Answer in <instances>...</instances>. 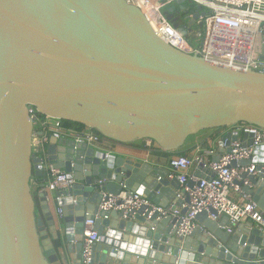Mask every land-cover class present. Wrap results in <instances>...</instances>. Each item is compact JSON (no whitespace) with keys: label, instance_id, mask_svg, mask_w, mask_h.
Wrapping results in <instances>:
<instances>
[{"label":"water","instance_id":"95a60500","mask_svg":"<svg viewBox=\"0 0 264 264\" xmlns=\"http://www.w3.org/2000/svg\"><path fill=\"white\" fill-rule=\"evenodd\" d=\"M204 15L198 5L188 24L202 29ZM178 30L188 34L187 25ZM30 107L112 141L150 139L179 153L204 130L238 122L264 128V73L178 50L127 0H0V264H81L87 219L102 237L93 246L102 263L264 264V232L252 222L234 233L202 212V228L177 238L175 220L149 218L146 206L134 219L115 210L96 218L104 192L127 189L167 207L180 184L165 167L73 137L53 136L47 145L48 164L76 179L54 192L58 217L51 198L31 186L45 166L32 153ZM252 181L258 190L245 191L264 209V181Z\"/></svg>","mask_w":264,"mask_h":264},{"label":"built area","instance_id":"2783aa9c","mask_svg":"<svg viewBox=\"0 0 264 264\" xmlns=\"http://www.w3.org/2000/svg\"><path fill=\"white\" fill-rule=\"evenodd\" d=\"M171 1L127 0L141 8L158 36L178 50L232 67L252 68L264 73V59H260L264 45V0H192L205 12L200 17L203 32L197 34L201 38L198 46H193L187 39L189 31L186 36L183 35L163 15L162 8ZM29 112L34 122L32 153L34 157L43 159L47 170V177H33L31 186L37 193L43 192L51 197L55 191L73 186L76 179L72 172L48 164L47 145L50 138L70 136L77 142H86L98 148H103L107 138L87 128L80 133H71L64 128L61 119L44 114L41 118V113L34 107H30ZM226 128L228 130L220 139L223 151L216 155L214 149L206 150L213 158L206 159L200 153L201 148H197L194 154H178L169 160L167 178H176L180 184L171 205L162 207L139 192L123 189L118 194L104 192L98 211L93 215L98 218L102 212L115 210L121 212L123 219L129 220L146 206V212L151 209L149 218L157 212L158 220L168 217L175 220L173 228L177 238L189 236L196 227L202 228L196 218L202 212H207L208 218L215 221L228 218L223 228L229 232H234L237 225L244 222H252L264 232V209L251 193L245 191V188L256 186L252 177L264 181V128L247 122H238ZM226 134L230 137L223 139ZM146 146L154 148V142L146 139ZM201 165L202 169L199 168ZM56 215L62 216L60 207H57ZM85 225L80 263L116 264L115 261L102 263L94 258L93 246L101 242L102 237L94 229V219H87Z\"/></svg>","mask_w":264,"mask_h":264},{"label":"crops","instance_id":"0c3cea01","mask_svg":"<svg viewBox=\"0 0 264 264\" xmlns=\"http://www.w3.org/2000/svg\"><path fill=\"white\" fill-rule=\"evenodd\" d=\"M227 130H228V128H225V127L219 128V129L204 130V131L198 133L197 135L190 137L187 140L186 145L181 149L180 152L186 153V154H194L197 152V148H201L200 153L202 155H204V157L206 159L213 158V156H210L207 154L206 150L214 149L216 155L220 154L222 151H221L219 142H220L221 136L223 134H225ZM69 137L70 136H68L67 138H69ZM102 147H103L102 149L106 153H111V154H114L117 156H123L127 159H132L135 161H137V160L146 161L147 160L156 166H161V167H165L168 169V162L165 159H160V158H157L156 156H154V148H148L146 146V140H139V141L133 142V143H119V142L107 139V140H105L104 145ZM174 154H176V153H174ZM242 163H244V161ZM44 176H45V178L47 177V170L46 169H44ZM171 188H172V186H171ZM253 190L257 191L258 187L255 186L253 188ZM260 195L261 196L264 195V189L260 190ZM50 198H51L50 202H51L53 209L56 213L57 207L53 203L54 193L52 194V196ZM164 198H166V197H164ZM173 202H174V197L168 198V200L166 201V204H167V206H169ZM40 213H41V211H40ZM224 218L225 217H223L221 220H225L226 223H228V220H226ZM125 244H129V243H125ZM69 261L70 262H68V263L66 262V263L67 264H74L72 259L69 258Z\"/></svg>","mask_w":264,"mask_h":264},{"label":"trees","instance_id":"16d2710c","mask_svg":"<svg viewBox=\"0 0 264 264\" xmlns=\"http://www.w3.org/2000/svg\"><path fill=\"white\" fill-rule=\"evenodd\" d=\"M196 11L197 10H193V11L188 10V8L186 7V0H173L169 4H166L162 8L163 15L172 23V25L175 28H179L180 26L185 25L184 19H187L189 21L190 19L187 18V16L190 15V17L192 18L193 14ZM40 117L42 118V117H44V115L40 114ZM62 123H63L64 128L66 130L70 131L71 133H74V131L77 133H80L86 129V127L83 126L82 124L75 123L72 121L62 120ZM36 128L39 129V126L37 124H36ZM42 129H43V127L40 125V130H42ZM214 129H219V128H214ZM99 135H101V134H99ZM137 141H139V140H135L133 142H137ZM133 142H131V143H133ZM178 154H186V153L179 152V153L174 154V153H171L168 151H163L154 142V156H156L157 158L165 159L169 163V160ZM43 178H45L44 175L42 176L41 179H43Z\"/></svg>","mask_w":264,"mask_h":264},{"label":"rangeland","instance_id":"374dc122","mask_svg":"<svg viewBox=\"0 0 264 264\" xmlns=\"http://www.w3.org/2000/svg\"><path fill=\"white\" fill-rule=\"evenodd\" d=\"M186 7L188 10H197L198 4L194 1L186 0ZM191 19V17H189ZM188 20L184 19V24L187 25L188 31L190 34L187 36V39L193 46H198L200 44L201 38L197 37V34L202 33L203 29L199 27V22L197 21L195 24L189 25Z\"/></svg>","mask_w":264,"mask_h":264}]
</instances>
